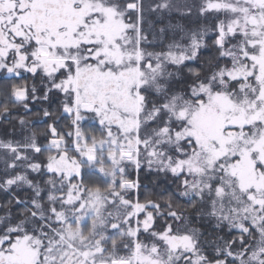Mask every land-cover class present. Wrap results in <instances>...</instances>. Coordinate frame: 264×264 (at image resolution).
<instances>
[{
	"label": "snow or ice",
	"instance_id": "snow-or-ice-1",
	"mask_svg": "<svg viewBox=\"0 0 264 264\" xmlns=\"http://www.w3.org/2000/svg\"><path fill=\"white\" fill-rule=\"evenodd\" d=\"M0 125V264H264V0H0Z\"/></svg>",
	"mask_w": 264,
	"mask_h": 264
},
{
	"label": "trees",
	"instance_id": "trees-1",
	"mask_svg": "<svg viewBox=\"0 0 264 264\" xmlns=\"http://www.w3.org/2000/svg\"><path fill=\"white\" fill-rule=\"evenodd\" d=\"M174 2L176 4H182L184 3V0H174ZM168 15V14H166ZM171 15V18H172V22L173 23H176V22H180V23H184V24H190L192 19L194 18H189V19H183L182 17H180L179 13L177 12H173L170 14ZM37 109L36 107H33V112H35ZM64 124H65V121H61L60 122V126L63 128L64 127ZM36 127H39V128H43L44 125L43 124H40V125H35ZM87 127V125H86ZM0 129H1V132H2V135L4 134L5 130L8 129L10 130V126H7V125H0ZM66 130V129H65ZM141 180L142 182L148 186V189L151 190L152 189V180H153V177L152 176H146L144 175L143 173L141 174ZM159 189H157L158 191ZM2 194H0V199H2Z\"/></svg>",
	"mask_w": 264,
	"mask_h": 264
},
{
	"label": "rangeland",
	"instance_id": "rangeland-1",
	"mask_svg": "<svg viewBox=\"0 0 264 264\" xmlns=\"http://www.w3.org/2000/svg\"><path fill=\"white\" fill-rule=\"evenodd\" d=\"M0 136H2V132H1V129H0Z\"/></svg>",
	"mask_w": 264,
	"mask_h": 264
}]
</instances>
